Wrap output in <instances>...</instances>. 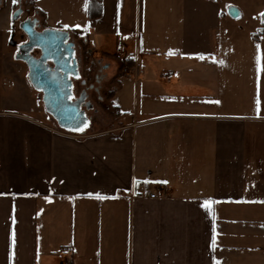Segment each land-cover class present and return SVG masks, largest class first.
Here are the masks:
<instances>
[{
    "label": "crops",
    "instance_id": "1",
    "mask_svg": "<svg viewBox=\"0 0 264 264\" xmlns=\"http://www.w3.org/2000/svg\"><path fill=\"white\" fill-rule=\"evenodd\" d=\"M76 34L117 122L0 109V264H264V0H102Z\"/></svg>",
    "mask_w": 264,
    "mask_h": 264
},
{
    "label": "rangeland",
    "instance_id": "2",
    "mask_svg": "<svg viewBox=\"0 0 264 264\" xmlns=\"http://www.w3.org/2000/svg\"><path fill=\"white\" fill-rule=\"evenodd\" d=\"M17 1L15 3L16 6L19 5ZM30 1L31 3H23L22 6L25 11L21 12L19 19L16 21L12 20V24L8 29L1 27L0 17V109L7 107L16 109L13 105L23 104L25 106L28 100L32 104L40 107V111L45 114L47 121L58 126L53 117L44 109L41 94H38L35 88L29 83L27 66L22 61L16 59L15 51H17L19 44L25 40L20 24L30 17L36 18L39 16L38 22L41 27L64 31L70 37L75 38L77 35L76 32L78 34L80 32L87 33L89 0H38L43 5L41 7L44 11L39 10V3L37 5L33 0ZM81 56H84L85 62L88 60V64L86 65H92L93 73H97L99 70L98 65L96 62L91 61V54L86 52L85 47L82 49ZM86 65L83 64L82 66V72L84 73L86 72ZM107 80L100 85H96L92 78L95 86L103 90L100 94L105 99L103 103H99L94 93L90 92V99L95 108L99 110V114L95 116L90 124L92 126L94 123V129L105 125L107 126L113 121L117 122V109L114 107L116 103L114 96L118 88V83L115 79ZM108 90L111 93H108L107 96ZM38 100L39 103L37 102ZM111 118L113 121L110 120Z\"/></svg>",
    "mask_w": 264,
    "mask_h": 264
},
{
    "label": "water",
    "instance_id": "3",
    "mask_svg": "<svg viewBox=\"0 0 264 264\" xmlns=\"http://www.w3.org/2000/svg\"><path fill=\"white\" fill-rule=\"evenodd\" d=\"M21 12L19 10L14 14V21L19 19ZM228 14L236 19L240 13L237 8L230 7ZM24 30L32 40L31 44L26 46L28 51L33 48L41 50L39 59L31 56L17 57L18 60L23 59L29 67L30 84L36 90L43 91L44 107L61 129L72 132L81 131L87 126V118L85 112L81 110L80 102L71 101L73 84L69 79L70 75L78 76L76 60L74 59V65L71 66L74 71L64 67L65 64L67 66L70 64L74 53V44L66 43L69 34L57 30L39 33L34 28L28 27ZM49 62H52L54 67H51Z\"/></svg>",
    "mask_w": 264,
    "mask_h": 264
},
{
    "label": "flooded vegetation",
    "instance_id": "4",
    "mask_svg": "<svg viewBox=\"0 0 264 264\" xmlns=\"http://www.w3.org/2000/svg\"><path fill=\"white\" fill-rule=\"evenodd\" d=\"M25 24V25H24ZM24 25V26H23ZM34 28L36 32L42 33L46 32L51 29H41V25L39 24L38 20L36 18H28L26 21L21 22L20 27L21 30L25 36V40L19 44L17 51H16V59L19 56L26 57V56H31L35 59H39L41 57V50L39 48H33L31 51H28L29 49L26 48L27 45L31 44L32 40L30 39L29 35L25 32L24 28ZM64 32V31H62ZM66 43H73L74 44V53H73V58L70 61V64L67 66L66 64L64 65L65 69L74 71L71 66L74 65V61L76 60L77 63V71H78V76L74 77L72 75L69 76V79L72 81V96H71V101L73 102H80L81 110L85 112V116L87 118V126L84 128L86 129L90 124L92 123V120H94L95 116L99 114V110L95 108L94 104L92 103V100L90 99L91 94L90 92L94 93V95L97 98V101L99 103L104 102L103 96L100 94L103 92L100 87H96V85H100L102 82L106 81V78L103 75V68H100L98 73H93L92 70V65H86L88 64V60L85 62L84 56H79L77 53V46L74 42V40L70 37H68V40ZM75 59V60H74ZM19 61H22L28 69V80H29V67L27 63L23 59H19ZM101 63V62H100ZM83 64L86 65V72H82V66ZM49 65L51 67H54V64L52 62H49ZM92 78L94 79L95 84L92 82ZM33 87V86H32ZM34 88V87H33ZM36 90V89H35ZM38 91V90H37ZM41 92L42 95L44 96V93L42 90L38 91ZM108 96V92H107ZM57 123V122H56ZM82 129L81 131H83Z\"/></svg>",
    "mask_w": 264,
    "mask_h": 264
},
{
    "label": "trees",
    "instance_id": "5",
    "mask_svg": "<svg viewBox=\"0 0 264 264\" xmlns=\"http://www.w3.org/2000/svg\"><path fill=\"white\" fill-rule=\"evenodd\" d=\"M102 15V0H89V19L94 20ZM111 97V95H110Z\"/></svg>",
    "mask_w": 264,
    "mask_h": 264
},
{
    "label": "built area",
    "instance_id": "6",
    "mask_svg": "<svg viewBox=\"0 0 264 264\" xmlns=\"http://www.w3.org/2000/svg\"><path fill=\"white\" fill-rule=\"evenodd\" d=\"M140 39H141V38H140ZM138 51H139V53L142 51V47H141V46H139ZM140 187H141L142 190L146 191V190H147V187H148V184H146V183H142V184L140 185ZM158 187H159V188H163V185H162V184H159ZM146 196H147L148 198H150V199H156V198L158 197L157 193H150V192H148V193L146 194Z\"/></svg>",
    "mask_w": 264,
    "mask_h": 264
},
{
    "label": "snow or ice",
    "instance_id": "7",
    "mask_svg": "<svg viewBox=\"0 0 264 264\" xmlns=\"http://www.w3.org/2000/svg\"><path fill=\"white\" fill-rule=\"evenodd\" d=\"M12 2H13V3H16V0H12ZM200 58L203 59L202 56H201ZM258 103H259V101H257V105H258ZM89 195H91V194H89ZM96 198H97V199H103L104 197L97 195ZM210 204H211L210 201H205L204 207H205L208 211H211ZM213 246L215 247V237L213 238Z\"/></svg>",
    "mask_w": 264,
    "mask_h": 264
}]
</instances>
